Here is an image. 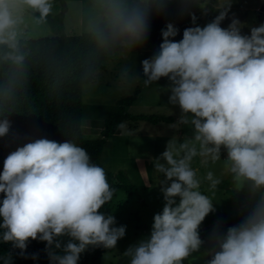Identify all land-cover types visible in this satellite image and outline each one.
Here are the masks:
<instances>
[{
	"label": "clouds",
	"instance_id": "1",
	"mask_svg": "<svg viewBox=\"0 0 264 264\" xmlns=\"http://www.w3.org/2000/svg\"><path fill=\"white\" fill-rule=\"evenodd\" d=\"M169 3L0 0V137L9 132L10 113L37 111L29 102L34 65L44 73V87L56 89L71 83L75 63L84 106L97 99L114 103L138 87L157 101L159 93L149 86L166 77L169 104L180 109L168 127L188 126L190 133L174 132L165 150L152 158L162 209L154 213L149 234L118 259L126 258L123 264H185L205 256L204 264H264V22L243 33V22L234 14L222 26L233 0H179L192 25L176 40L178 27L166 23L159 50L140 62L142 78L127 61L145 43L150 16ZM190 4L204 13L210 5L217 14L201 26ZM41 40L44 48L34 49L33 42ZM74 41L86 46L75 56L67 47ZM160 106L171 113L168 105ZM88 118L85 114L76 123L61 118L67 139H29L3 160L0 242H11L25 258L30 239L46 242L48 264H78L90 246L116 251L125 236L126 225L100 210L115 189L105 167L80 143V127ZM118 127L132 135L124 122ZM223 184L232 192L246 188L250 204L241 222L226 231L214 228L201 251L205 241L199 226L215 211L213 199L228 195L218 187ZM31 258L37 260L38 254ZM0 264H12L11 253L0 254Z\"/></svg>",
	"mask_w": 264,
	"mask_h": 264
},
{
	"label": "rangeland",
	"instance_id": "2",
	"mask_svg": "<svg viewBox=\"0 0 264 264\" xmlns=\"http://www.w3.org/2000/svg\"><path fill=\"white\" fill-rule=\"evenodd\" d=\"M259 1H261L259 4L261 6L264 0H233V3L252 9L254 5H258ZM211 19L212 17L201 9L197 24L203 26ZM58 20L59 18H57ZM258 24V11L251 10L250 26ZM159 44L146 39L145 43L130 55L127 63L141 77L143 73L140 62L144 58L155 54L159 50ZM169 83L170 81L166 77H161L149 86L150 88H155L159 93L157 101L153 93L141 89L137 99L126 109L127 112L131 115L171 116L173 118L172 122H175L180 115V109L178 105L169 104L168 96L170 92L165 87ZM109 84L110 81H106L105 88ZM134 91L128 96H131ZM128 96L114 103L97 99L86 106L83 105V115H89V118L82 123L84 137L88 139L99 138L104 120L108 119L113 113H116L119 110V103ZM160 105H168L172 109L171 113L166 114ZM172 122L161 121L154 124L148 120H139L137 123L129 120L125 125L127 131L131 132L132 135H123L122 132L124 130L120 129L105 144L101 154L102 163L114 173L120 170L125 171L138 188V192L137 194H127L125 191L120 190L117 193L111 214L115 216L118 225H126V233L124 237L118 239L116 251L106 249L105 253L109 251L107 253L108 258L105 259L104 253L102 264H123L126 258L121 257L119 260V253L124 252L130 245L137 243L141 238L149 234L154 213L162 209L164 203L163 194L160 191L159 184L155 180L152 158L165 150L166 142L174 132L178 135L190 133L188 126H182L180 129L168 127ZM221 155L222 157L225 156L226 152L222 150ZM149 185L152 186L149 187ZM218 187L227 192L228 195H221L218 199H213L215 210H222L230 215L245 216L247 211L246 206L250 204L247 189H241L238 195L232 192L229 186L224 187V185H220ZM216 227V224L203 227L201 223L199 232L203 229L211 235ZM204 248H206L205 245H202L201 251ZM207 258L205 256H197L193 261H185V264H204Z\"/></svg>",
	"mask_w": 264,
	"mask_h": 264
},
{
	"label": "trees",
	"instance_id": "3",
	"mask_svg": "<svg viewBox=\"0 0 264 264\" xmlns=\"http://www.w3.org/2000/svg\"><path fill=\"white\" fill-rule=\"evenodd\" d=\"M191 12L197 16L195 23H198L201 8L195 4L187 6ZM167 22L174 23L179 31L173 39L179 40L182 37V31L185 27L192 25L191 16L187 11H182L179 0H170L167 8L159 13L150 16V31L147 39L154 43L162 42L161 29L165 27ZM46 41L33 42V48L43 49ZM64 45H62L63 47ZM67 47L73 49L74 56L85 51V44L83 42H72ZM35 59V57H33ZM78 73L79 68L73 64L71 69V76L69 77L71 83L65 87L48 89L43 85L44 73L39 65H34L31 72V85L29 102L36 108V112H12L8 118L12 121L8 134L0 137V169L3 167V160L8 152L12 151L18 145H22L29 139L38 137H47L49 139L62 142L67 137L64 135L63 129L60 127L58 121L63 118L69 123H76L81 121L83 116V105L78 98ZM143 78V76H142ZM3 79V68L0 67V80ZM142 88H136L134 93L127 98H124L119 103V110L113 113L104 120L101 128V136L96 139H88L83 135L82 124L80 127V143L87 149L92 160L105 167L101 161V154L105 144L109 138L120 131L118 125L121 122L127 121L138 122L139 120H148L154 124L158 122H172L171 116L159 115H131L127 112V108L134 103L140 94ZM83 123V122H82ZM109 183L115 189L112 199L107 202L101 211L106 213L112 212L114 200L120 190L127 194H137L138 188L131 181L125 171L120 170L117 173L107 169ZM118 180V182H116ZM224 187L228 186L223 184ZM239 195V192H234ZM2 195V194H0ZM244 216L230 215L222 210L211 211L206 214L204 220L201 222L203 227L210 224H216L222 231H226L227 227L237 224L243 220ZM200 236L205 241V247H208L210 234L203 229L200 230ZM46 242L40 240L30 239L25 250L27 258L20 255L19 249H13L11 242H0V254L11 253L12 264H48V257L45 251ZM106 249L102 247H89L81 254L78 264H102V256ZM38 254L37 260L31 258V254Z\"/></svg>",
	"mask_w": 264,
	"mask_h": 264
},
{
	"label": "crops",
	"instance_id": "4",
	"mask_svg": "<svg viewBox=\"0 0 264 264\" xmlns=\"http://www.w3.org/2000/svg\"><path fill=\"white\" fill-rule=\"evenodd\" d=\"M260 2H258V5H254L252 9L244 7L243 5H238L237 3H232L229 17L226 18L224 21H222V26H227V24L230 22L231 16L234 14L236 17H238L243 22L242 32L248 33L250 29V11H258L260 8ZM257 4V3H256ZM209 10L207 12L208 15H210L212 18L217 14L216 11L212 10L211 6H208Z\"/></svg>",
	"mask_w": 264,
	"mask_h": 264
},
{
	"label": "water",
	"instance_id": "5",
	"mask_svg": "<svg viewBox=\"0 0 264 264\" xmlns=\"http://www.w3.org/2000/svg\"><path fill=\"white\" fill-rule=\"evenodd\" d=\"M258 22H264V2L258 10Z\"/></svg>",
	"mask_w": 264,
	"mask_h": 264
}]
</instances>
